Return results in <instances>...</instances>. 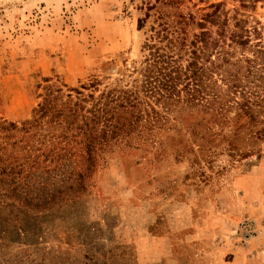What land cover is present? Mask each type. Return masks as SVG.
Listing matches in <instances>:
<instances>
[{"label":"rangeland","instance_id":"obj_1","mask_svg":"<svg viewBox=\"0 0 264 264\" xmlns=\"http://www.w3.org/2000/svg\"><path fill=\"white\" fill-rule=\"evenodd\" d=\"M211 3L264 27V0H0V160L20 171L0 181V264H264V150L200 168L189 153L115 148L78 186L51 177L17 130L50 87L124 84L145 42ZM161 228L169 244L148 261L144 238Z\"/></svg>","mask_w":264,"mask_h":264},{"label":"trees","instance_id":"obj_2","mask_svg":"<svg viewBox=\"0 0 264 264\" xmlns=\"http://www.w3.org/2000/svg\"><path fill=\"white\" fill-rule=\"evenodd\" d=\"M207 7L145 42L143 66L126 68L124 84L120 78L100 89L102 81L94 76L66 94L48 88L17 129L25 137L23 147L42 149L43 162L53 166L46 172L78 186L99 155L115 148L171 150L180 161L189 153L190 165L200 168H211L222 155L241 160L262 152L264 27L239 8ZM46 140L51 144L43 147ZM9 165L0 160V181L8 177L14 183L20 171Z\"/></svg>","mask_w":264,"mask_h":264},{"label":"crops","instance_id":"obj_3","mask_svg":"<svg viewBox=\"0 0 264 264\" xmlns=\"http://www.w3.org/2000/svg\"><path fill=\"white\" fill-rule=\"evenodd\" d=\"M144 239L154 243V250L151 253L152 255L150 254V256H148V259H147L148 261H154V260L159 259V257H161L162 253L165 252L164 250H166V247L169 244L168 243L169 236L165 231L162 230V228L158 230V233L152 235L150 239L146 237ZM213 261H216L215 264H227V262L225 261L221 262L219 257H214Z\"/></svg>","mask_w":264,"mask_h":264},{"label":"built area","instance_id":"obj_4","mask_svg":"<svg viewBox=\"0 0 264 264\" xmlns=\"http://www.w3.org/2000/svg\"><path fill=\"white\" fill-rule=\"evenodd\" d=\"M241 228H243L244 232H246L248 230L249 226L246 223H242ZM246 233H248V232H246Z\"/></svg>","mask_w":264,"mask_h":264}]
</instances>
